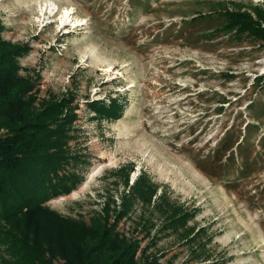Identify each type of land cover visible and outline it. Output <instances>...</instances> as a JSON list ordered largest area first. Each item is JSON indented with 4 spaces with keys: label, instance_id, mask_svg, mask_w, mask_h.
Wrapping results in <instances>:
<instances>
[{
    "label": "rangeland",
    "instance_id": "374dc122",
    "mask_svg": "<svg viewBox=\"0 0 264 264\" xmlns=\"http://www.w3.org/2000/svg\"><path fill=\"white\" fill-rule=\"evenodd\" d=\"M257 7L264 0H0L4 38L32 47L21 74L41 99L79 107L68 170L82 180L47 205L90 223L144 172L195 213L188 239L159 231L155 205L133 199L117 229L142 238L153 220L161 264H264V44L223 28L226 10ZM116 98V119L91 105Z\"/></svg>",
    "mask_w": 264,
    "mask_h": 264
},
{
    "label": "trees",
    "instance_id": "16d2710c",
    "mask_svg": "<svg viewBox=\"0 0 264 264\" xmlns=\"http://www.w3.org/2000/svg\"><path fill=\"white\" fill-rule=\"evenodd\" d=\"M223 15L224 29L264 44L263 8L255 13L226 10ZM3 32L0 19V244L8 254L2 264H161L158 254L149 251L159 237L152 234L153 220L141 225L142 238L117 229L133 199L155 205L164 220L159 231L185 228L188 239L197 234V228L186 227L195 213L169 200V193L159 191L146 173L120 206L111 209L106 203L90 223L62 216L47 205L70 194L82 180L68 170L78 158L69 144L79 107L74 97L41 99L36 81L21 74L20 58L31 45L7 40ZM91 105L107 119L121 117L125 109L119 98ZM146 237L150 241L142 246Z\"/></svg>",
    "mask_w": 264,
    "mask_h": 264
},
{
    "label": "bare ground",
    "instance_id": "6f19581e",
    "mask_svg": "<svg viewBox=\"0 0 264 264\" xmlns=\"http://www.w3.org/2000/svg\"><path fill=\"white\" fill-rule=\"evenodd\" d=\"M68 13H69V10L68 11H66V14L68 15ZM66 20H62V22H63V24H65L66 22H65Z\"/></svg>",
    "mask_w": 264,
    "mask_h": 264
}]
</instances>
